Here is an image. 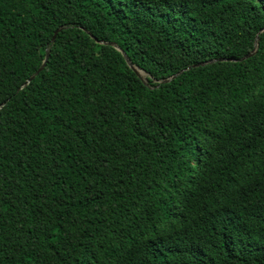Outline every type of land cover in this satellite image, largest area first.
Here are the masks:
<instances>
[{"label":"trees","instance_id":"1","mask_svg":"<svg viewBox=\"0 0 264 264\" xmlns=\"http://www.w3.org/2000/svg\"><path fill=\"white\" fill-rule=\"evenodd\" d=\"M0 264H264V2L0 0Z\"/></svg>","mask_w":264,"mask_h":264},{"label":"water","instance_id":"2","mask_svg":"<svg viewBox=\"0 0 264 264\" xmlns=\"http://www.w3.org/2000/svg\"><path fill=\"white\" fill-rule=\"evenodd\" d=\"M60 30V28L58 29V30H56V32H55V34H54V36L52 37V41H54L55 39H56V34H57V32ZM112 45H114L116 48H118L119 50H121L122 51V53L124 54V56H125V58H126V60L128 61V64H129V66L147 83V81H146V78H145V76L144 75H142V73H141V71L139 70V69H141V68H139V67H137V66H135L131 61H130V59H129V57H128V55L126 54V52L124 51V50H122L116 43H114V42H110ZM257 43H258V36L256 37V47H255V49L252 51V52H250L249 54H247L246 56H244L243 58H240V59H232V58H230V60H242V59H245V58H247V57H249V56H251V55H253L255 52H256V48H257ZM48 56H49V51H47V54H46V58H45V60H44V62H43V64L40 66V68L36 71V73L35 74H33L32 76H31V78L27 81V82H29V81H31L34 77H35V75L36 74H38L43 68H44V66L46 65V61H47V58H48ZM222 59H225V58H222ZM213 61H215V59H212V60H208V61H202V62H198V63H196V64H193L192 66H199V65H205V64H207V63H211V62H213ZM191 66H189L188 68H186V69H189ZM142 70V69H141ZM144 71V70H143ZM184 70H181L180 72H178V73H176V74H174V75H172V76H170V77H168V78H165V79H162V80H160V81H162V82H168V81H170L171 79H173V78H175L176 76H178L179 75V73H182ZM145 72V71H144ZM146 73V72H145ZM147 74V73H146Z\"/></svg>","mask_w":264,"mask_h":264},{"label":"bare ground","instance_id":"3","mask_svg":"<svg viewBox=\"0 0 264 264\" xmlns=\"http://www.w3.org/2000/svg\"><path fill=\"white\" fill-rule=\"evenodd\" d=\"M139 70L141 71L142 75H145V72L143 70H141V69H139Z\"/></svg>","mask_w":264,"mask_h":264},{"label":"rangeland","instance_id":"4","mask_svg":"<svg viewBox=\"0 0 264 264\" xmlns=\"http://www.w3.org/2000/svg\"><path fill=\"white\" fill-rule=\"evenodd\" d=\"M144 76H145V78H146L147 74L145 73V75H144Z\"/></svg>","mask_w":264,"mask_h":264},{"label":"snow or ice","instance_id":"5","mask_svg":"<svg viewBox=\"0 0 264 264\" xmlns=\"http://www.w3.org/2000/svg\"><path fill=\"white\" fill-rule=\"evenodd\" d=\"M262 2H264V0H262Z\"/></svg>","mask_w":264,"mask_h":264}]
</instances>
